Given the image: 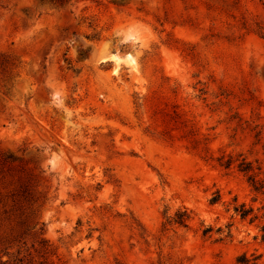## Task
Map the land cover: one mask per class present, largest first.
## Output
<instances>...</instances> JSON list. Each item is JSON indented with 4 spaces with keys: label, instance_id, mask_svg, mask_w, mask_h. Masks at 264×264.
Listing matches in <instances>:
<instances>
[{
    "label": "rangeland",
    "instance_id": "374dc122",
    "mask_svg": "<svg viewBox=\"0 0 264 264\" xmlns=\"http://www.w3.org/2000/svg\"><path fill=\"white\" fill-rule=\"evenodd\" d=\"M242 157L264 0H0V264H264Z\"/></svg>",
    "mask_w": 264,
    "mask_h": 264
},
{
    "label": "trees",
    "instance_id": "16d2710c",
    "mask_svg": "<svg viewBox=\"0 0 264 264\" xmlns=\"http://www.w3.org/2000/svg\"><path fill=\"white\" fill-rule=\"evenodd\" d=\"M222 157H220L221 159ZM233 162V159L231 157L226 158L225 160H223L222 162H220L221 165H224L225 167H228L231 165V163ZM237 168L239 171L247 174V181L249 182V184L251 185L252 189L260 194H263L264 196V172H263V178L259 179L257 178V175L260 173L259 171H254V169H260L259 167L254 168L252 166V163L248 160H246L244 157L240 158L239 161L237 162ZM218 198L217 196H213L211 201H216ZM234 210L236 212H239L241 218H244L245 216L249 215L250 212H252V208H245L243 205L240 206H235ZM252 218H256V215H254ZM187 219V215L186 212L183 211L179 214H177L176 218L174 219L175 222L182 224L185 222V220ZM252 220V219H251ZM208 230H210L209 228H205L204 232H207ZM262 230V235H261V239L264 240V225L261 227ZM257 257H253L251 259L246 258L245 255H241L239 256V258H237V261L241 264H255V260Z\"/></svg>",
    "mask_w": 264,
    "mask_h": 264
},
{
    "label": "bare ground",
    "instance_id": "6f19581e",
    "mask_svg": "<svg viewBox=\"0 0 264 264\" xmlns=\"http://www.w3.org/2000/svg\"><path fill=\"white\" fill-rule=\"evenodd\" d=\"M127 57H128L129 59H131L130 55H127Z\"/></svg>",
    "mask_w": 264,
    "mask_h": 264
}]
</instances>
